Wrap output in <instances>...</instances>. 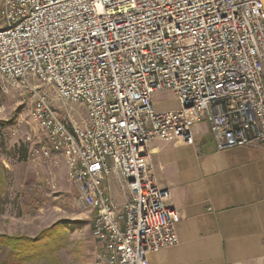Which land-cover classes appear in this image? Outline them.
<instances>
[{
  "label": "built area",
  "instance_id": "2783aa9c",
  "mask_svg": "<svg viewBox=\"0 0 264 264\" xmlns=\"http://www.w3.org/2000/svg\"><path fill=\"white\" fill-rule=\"evenodd\" d=\"M0 90L28 101L10 134L26 125V160H64L95 264H149L178 243L149 142L191 145L206 121L217 151L264 145V0H0ZM161 93L178 108L156 111Z\"/></svg>",
  "mask_w": 264,
  "mask_h": 264
},
{
  "label": "crops",
  "instance_id": "0c3cea01",
  "mask_svg": "<svg viewBox=\"0 0 264 264\" xmlns=\"http://www.w3.org/2000/svg\"><path fill=\"white\" fill-rule=\"evenodd\" d=\"M153 105L156 111L178 108L170 93L156 94ZM192 134L191 145L153 140L147 146L157 183L169 191L167 204L178 214L177 245L151 253L149 264H264V145L217 151L206 121L197 122ZM24 155L12 151L9 163L0 153L7 161L0 185L11 186L4 189L11 194L36 184L35 167ZM59 165L62 158L53 169ZM111 195L119 204L127 201L115 184Z\"/></svg>",
  "mask_w": 264,
  "mask_h": 264
},
{
  "label": "rangeland",
  "instance_id": "374dc122",
  "mask_svg": "<svg viewBox=\"0 0 264 264\" xmlns=\"http://www.w3.org/2000/svg\"><path fill=\"white\" fill-rule=\"evenodd\" d=\"M164 105H169V102ZM74 108L84 118V108L78 105ZM28 113L29 104L22 92L0 90V153L8 162L9 158L15 159L12 158V151L18 153L19 158L26 155L21 141H18L27 131L26 125H22L15 139L10 134L13 122H28ZM73 117L77 118L78 114L74 113ZM7 161H0V166L5 168ZM32 171L36 184H22L15 191L19 192L16 196L14 191L11 194L4 190L7 185H0V234L20 238L39 236L40 247L23 245L21 248L26 257L41 254H47V257H32L33 262L29 259L17 262L11 250L0 246V264H92L96 242L90 229L91 213L79 200L74 186L66 180L65 165L51 169L46 164ZM49 173L56 175L55 193L45 184ZM41 180L43 183H39ZM13 190H16L15 187ZM59 221L63 223L42 233ZM51 236H54L53 239Z\"/></svg>",
  "mask_w": 264,
  "mask_h": 264
},
{
  "label": "trees",
  "instance_id": "16d2710c",
  "mask_svg": "<svg viewBox=\"0 0 264 264\" xmlns=\"http://www.w3.org/2000/svg\"><path fill=\"white\" fill-rule=\"evenodd\" d=\"M26 152V150H25ZM3 181V178L0 176V183ZM62 221H59L58 223L54 224L52 227L48 228L47 230L43 231L42 233L49 232L51 229L54 227L62 224ZM58 233V232H57ZM54 236H51L53 239ZM39 236L36 238H20V237H11V236H6L3 234H0V246L7 247L9 250L13 252V256L15 261L20 262L24 260H28L29 262H33L32 257H38V258H46L47 254L43 255H29L26 257V253L23 251L21 248L23 245H26L27 247L32 246V247H40L42 244L38 243ZM50 240V239H49ZM56 241V240H55Z\"/></svg>",
  "mask_w": 264,
  "mask_h": 264
}]
</instances>
